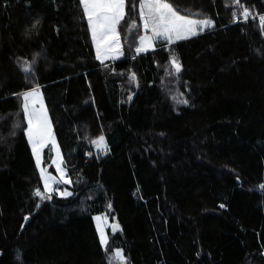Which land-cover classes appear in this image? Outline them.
I'll list each match as a JSON object with an SVG mask.
<instances>
[{
    "label": "trees",
    "instance_id": "obj_1",
    "mask_svg": "<svg viewBox=\"0 0 264 264\" xmlns=\"http://www.w3.org/2000/svg\"><path fill=\"white\" fill-rule=\"evenodd\" d=\"M166 2L214 26L137 54L127 0L123 56L102 63L79 0H0V264H111L118 249L122 264H264V0H240L248 20L233 0ZM36 87L73 193L40 209L21 98ZM98 214L119 225L107 250Z\"/></svg>",
    "mask_w": 264,
    "mask_h": 264
},
{
    "label": "snow or ice",
    "instance_id": "obj_2",
    "mask_svg": "<svg viewBox=\"0 0 264 264\" xmlns=\"http://www.w3.org/2000/svg\"><path fill=\"white\" fill-rule=\"evenodd\" d=\"M233 3L243 8V5L240 4V0H233ZM79 4L82 7L83 15L87 20L91 38L95 45L96 59L103 63L104 59L108 58L112 53L120 52L121 43L118 25L125 19L127 14V0H79ZM139 9V18L143 23V29L146 31L150 30L152 35H142L139 37L140 46L135 49L137 54L148 51L153 47V42L157 39H162L171 44L175 41L196 36L200 32H203L205 28L214 26V22L211 19H193L188 15L179 14L170 3L166 2V0H139ZM250 15L248 9L243 8V19L248 20ZM233 16L236 17L235 12H233ZM259 19L261 26L264 27V16H261ZM237 22H239V20H237ZM171 65L176 74L181 72L182 65L175 56L171 59ZM22 70L26 73L31 72V65L26 62ZM132 78L134 79L135 77L133 76ZM21 98L23 101L22 110L24 119L27 122V128L25 129L26 135L32 147L36 166L40 170V177L43 181L45 192L51 193L55 191L63 197L71 196L73 193L67 191V189L61 190L58 187L53 189V185L61 183L69 184L71 180L67 178V172L65 168L61 166L63 160L60 157L58 146L52 136L51 124L39 87L26 91L22 94ZM179 102L187 103L186 100ZM37 105H39V107H37ZM49 143H51L54 148H57L56 160L53 161V163L55 164L57 173H59V179L49 173L46 168L41 167V150ZM92 143L97 148H107L103 136L93 140ZM261 187L264 188V185ZM34 194L41 199L50 200L52 198L51 195L42 193L40 189H37ZM221 207H223V205H221ZM109 208H111V205H109ZM25 219L27 220V217H25ZM93 219L97 221L100 244L107 250L109 237L106 235L100 222L103 220L107 223L108 218L107 216H96ZM111 228L114 233L119 229V225H111ZM115 257L121 264L126 259L122 254V250L119 249L115 251Z\"/></svg>",
    "mask_w": 264,
    "mask_h": 264
},
{
    "label": "rangeland",
    "instance_id": "obj_3",
    "mask_svg": "<svg viewBox=\"0 0 264 264\" xmlns=\"http://www.w3.org/2000/svg\"><path fill=\"white\" fill-rule=\"evenodd\" d=\"M139 5H138V14H139ZM190 18H193V19H200V18H195V17H190ZM132 22H134V20L133 21H131V23ZM139 22H140V30H141V33H143V35H148V36H151L152 35V33H151V31L150 30H144L143 29V23H142V21L140 20V18H139ZM137 25H138V23H137ZM130 26V25H129ZM137 27V26H136ZM135 27V28H136ZM135 28H133L132 30H134ZM206 29H208V28H205L204 30H206ZM131 30V31H132ZM130 31V32H131ZM201 33V32H200ZM160 41H164V40H162V39H157V40H155L154 42H153V47L152 48H150L148 51H150V50H153V49H155V47H156V45H157V43H159ZM120 43H121V47H122V41H121V38H120ZM139 46H140V44H139ZM123 51V50H122ZM147 52V51H146ZM123 55V54H122ZM120 56V53H112L108 58H110V59H112V61L113 60H116V58L117 57H119ZM120 58V57H119ZM118 59V58H117ZM107 59H104V61H106ZM43 99V98H42ZM44 103V102H43ZM37 107H39V105H37ZM46 108V107H45ZM47 111V110H46ZM49 118V117H48ZM50 121V120H49ZM51 131H52V136H53V138H54V140H55V142H56V139H55V135H54V133H53V130H52V127H51ZM104 137V136H103ZM28 138V137H27ZM105 138V137H104ZM29 141V140H28ZM106 142V141H105ZM29 144H30V142H29ZM56 145H57V142H56ZM106 145H107V143H106ZM30 146H31V144H30ZM58 146V145H57ZM47 147H50L51 149H52V152H53V160H52V164H53V166H54V168H55V175L54 176H56L57 177V179H59V173H57V171H56V167H55V164L53 163V161H55L56 160V156H57V148H54L53 147V145L51 144V143H49L45 148H47ZM45 148H43L42 150H41V156H42V163H41V167H43V168H46L45 166H44V163H43V161H44V149ZM107 148H108V145H107ZM107 148L106 149H100V148H97L96 146H95V150H96V152H99V153H105L106 151H107ZM31 149H32V147H31ZM58 151H59V148H58ZM59 154H60V151H59ZM60 157H61V159H62V156H61V154H60ZM63 160V159H62ZM62 167H64L63 166V164L61 165ZM47 169V168H46ZM40 171V170H39ZM47 171H48V169H47ZM49 172V171H48ZM67 172V171H66ZM67 178H68V176H67ZM71 183H69V184H64V183H61V184H58V185H53V189H55V188H57L58 186H61L60 187V189L61 190H63V189H67L66 188V185H70ZM44 185V184H43ZM65 186V187H64ZM67 191H69V192H71L70 190H68L67 189ZM53 192H55V191H52L51 193H53ZM51 193H47V192H45V189H44V194L45 195H50ZM58 196H60L57 192H55ZM61 197H63V196H61ZM66 197H69V196H66ZM46 201H48V199H41L40 198V205L42 204H44ZM96 216H104V215H102V214H98V215H95L94 217H96ZM108 218V217H107ZM94 222H95V225H96V228H97V221H95L94 220ZM101 223V226L104 228V231H105V233H106V235H107V231L108 230H112V228H111V225H114L113 223H111V221H110V219L108 218V220H107V223H105L103 220L100 222ZM99 234V233H98ZM100 237V236H99ZM115 254V253H114ZM111 264H121V262H119L117 259H116V257H115V255H114V259L111 261Z\"/></svg>",
    "mask_w": 264,
    "mask_h": 264
},
{
    "label": "water",
    "instance_id": "obj_4",
    "mask_svg": "<svg viewBox=\"0 0 264 264\" xmlns=\"http://www.w3.org/2000/svg\"><path fill=\"white\" fill-rule=\"evenodd\" d=\"M133 25H135V26H133ZM137 26V22L136 21H134V22H132L131 24H130V26L128 27V29H127V35L130 33V31L133 29V28H135ZM49 201V200H48ZM47 202V201H46ZM45 202V203H46ZM44 203V204H45ZM43 204V205H44ZM42 204L40 205V207H39V209L43 206Z\"/></svg>",
    "mask_w": 264,
    "mask_h": 264
},
{
    "label": "crops",
    "instance_id": "obj_5",
    "mask_svg": "<svg viewBox=\"0 0 264 264\" xmlns=\"http://www.w3.org/2000/svg\"><path fill=\"white\" fill-rule=\"evenodd\" d=\"M142 35H143V33H142ZM142 35H141V36H142ZM166 42H167V41H166ZM122 50H123V49H122V47H121L120 52H119V53H120V56H119V57H122V56H123V55H122V54H123V51H122ZM119 57H117V58H119ZM117 58H116V59H117ZM106 59H107V60H112V59H110V58H106Z\"/></svg>",
    "mask_w": 264,
    "mask_h": 264
},
{
    "label": "built area",
    "instance_id": "obj_6",
    "mask_svg": "<svg viewBox=\"0 0 264 264\" xmlns=\"http://www.w3.org/2000/svg\"><path fill=\"white\" fill-rule=\"evenodd\" d=\"M242 19H243V17H242ZM244 20V19H243Z\"/></svg>",
    "mask_w": 264,
    "mask_h": 264
}]
</instances>
